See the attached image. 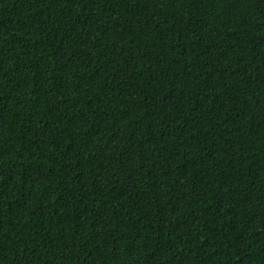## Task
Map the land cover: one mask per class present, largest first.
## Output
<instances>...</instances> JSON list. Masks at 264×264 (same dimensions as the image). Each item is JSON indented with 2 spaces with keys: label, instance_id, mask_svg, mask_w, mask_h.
Here are the masks:
<instances>
[{
  "label": "trees",
  "instance_id": "1",
  "mask_svg": "<svg viewBox=\"0 0 264 264\" xmlns=\"http://www.w3.org/2000/svg\"><path fill=\"white\" fill-rule=\"evenodd\" d=\"M0 264H264V0H0Z\"/></svg>",
  "mask_w": 264,
  "mask_h": 264
}]
</instances>
